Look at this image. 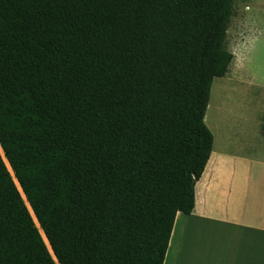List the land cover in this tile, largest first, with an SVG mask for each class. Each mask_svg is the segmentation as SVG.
Here are the masks:
<instances>
[{
	"label": "trees",
	"instance_id": "obj_1",
	"mask_svg": "<svg viewBox=\"0 0 264 264\" xmlns=\"http://www.w3.org/2000/svg\"><path fill=\"white\" fill-rule=\"evenodd\" d=\"M233 1L0 0V264H163Z\"/></svg>",
	"mask_w": 264,
	"mask_h": 264
},
{
	"label": "crops",
	"instance_id": "obj_2",
	"mask_svg": "<svg viewBox=\"0 0 264 264\" xmlns=\"http://www.w3.org/2000/svg\"><path fill=\"white\" fill-rule=\"evenodd\" d=\"M247 105L229 102L226 135L219 114L212 125L204 117L215 141L193 210L175 215L163 264H264V112L241 115Z\"/></svg>",
	"mask_w": 264,
	"mask_h": 264
},
{
	"label": "rangeland",
	"instance_id": "obj_3",
	"mask_svg": "<svg viewBox=\"0 0 264 264\" xmlns=\"http://www.w3.org/2000/svg\"><path fill=\"white\" fill-rule=\"evenodd\" d=\"M225 46L233 54V61L225 77L213 80L205 117L212 125L214 115L219 114L218 131L226 135L223 115L228 113L229 102L247 99V109H242L241 115L258 116L264 112V0L233 1ZM211 134L215 141L213 131Z\"/></svg>",
	"mask_w": 264,
	"mask_h": 264
},
{
	"label": "water",
	"instance_id": "obj_4",
	"mask_svg": "<svg viewBox=\"0 0 264 264\" xmlns=\"http://www.w3.org/2000/svg\"><path fill=\"white\" fill-rule=\"evenodd\" d=\"M2 151V150H1ZM2 154H3V152H2ZM3 157H4V154H3ZM5 159V158H4ZM6 160V159H5ZM8 164V163H7ZM6 166V165H5ZM10 171H11V169H10ZM10 173V172H9ZM11 173H12V171H11ZM12 176H13V174H12ZM16 181V180H15ZM15 183V182H14ZM16 183H17V185H18V187H19V189L20 190H18L19 191V193H20V195H21V197L23 196L24 197V194H23V192H22V190H21V188H20V186H19V184H18V182L16 181ZM16 186V185H15ZM17 188V187H16ZM23 199V198H22ZM24 201H25V203L27 204V202H26V199H25V197H24ZM28 205V204H27ZM27 207V206H26ZM28 207H29V205H28ZM30 208V207H29ZM28 209V208H27ZM31 210V209H30ZM29 211V210H28ZM32 212V211H31ZM32 215L34 216V214H33V212H32ZM34 219H35V221H36V218L34 217ZM36 223H37V221H36ZM38 224V223H37ZM39 226V225H38ZM43 233V232H42ZM43 236H44V234H43ZM44 238H45V236H44ZM45 240H46V238H45ZM46 242H47V240H46ZM46 245V244H45ZM47 245H48V247H49V249H48V252L50 253V255L52 256V258H53V260H54V262L56 263V264H58L57 263V261H56V258H55V256L53 255V252H52V250H51V248H50V246H49V244H48V242H47ZM47 247V246H46Z\"/></svg>",
	"mask_w": 264,
	"mask_h": 264
}]
</instances>
